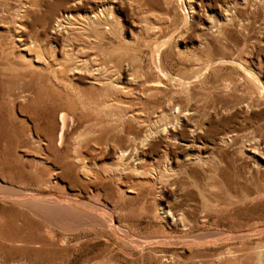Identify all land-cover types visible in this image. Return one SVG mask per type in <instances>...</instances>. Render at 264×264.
<instances>
[{"label":"rangeland","instance_id":"rangeland-1","mask_svg":"<svg viewBox=\"0 0 264 264\" xmlns=\"http://www.w3.org/2000/svg\"><path fill=\"white\" fill-rule=\"evenodd\" d=\"M0 264H264V0H0Z\"/></svg>","mask_w":264,"mask_h":264},{"label":"bare ground","instance_id":"bare-ground-1","mask_svg":"<svg viewBox=\"0 0 264 264\" xmlns=\"http://www.w3.org/2000/svg\"><path fill=\"white\" fill-rule=\"evenodd\" d=\"M164 45V44H163ZM161 47V46H160ZM253 76V75H252ZM251 77V76H250ZM253 78V77H252ZM255 78V77H254ZM187 79V78H186ZM189 79V78H188ZM178 80H179V78H178ZM187 81V80H186ZM189 81V80H188ZM187 81V82H188ZM178 82H180V84H181V82L182 81H178ZM187 82H185V83H187ZM251 82H253V80L251 81ZM184 83V84H185ZM177 84V83H176ZM183 84V83H182ZM179 85V84H178ZM259 85V84H258ZM260 86V85H259ZM259 86H256L255 85V87L257 88V87H259ZM184 87H185V85H184ZM67 120H66V116H65V114L64 113H62L61 114V116H60V128H59V141H62L63 140V138H65V137H63L65 134H64V131H65V127H66V123H68V122H66ZM69 121V120H68ZM69 125V124H68ZM64 141V140H63ZM61 143V142H60ZM35 199V198H34ZM34 199H32V203L31 204H33L34 203ZM35 200H37V199H35ZM43 200V201H42ZM42 200H37L38 201V203L37 204H33V208H36V209H38L39 211H40V213H43V215L44 214H46V215H48V216H51V217H54L53 219H56V218H59V219H56V222L59 220V221H63V222H67V224H68V222L70 223L71 221H72V223L73 222H76V223H88V224H96V225H106L107 224V218H108V221H109V223L111 224L112 223V220H113V218L111 219V217L109 218V217H107L106 219H105V214H103L104 215V218L101 216V215H99L100 213H102V212H100L99 213V211H87V210H81V211H73V209H72V211L69 209V207L71 206L72 207V205H70L71 203H69V205L70 206H66L65 204H60V203H55V204H48L47 202L44 204L43 202H45L44 201V199H42ZM63 201V200H62ZM68 202V201H67ZM54 203V202H53ZM35 206V207H34ZM86 206V205H85ZM83 207V206H82ZM86 207H88V206H86ZM77 208V207H76ZM91 208V207H90ZM83 209V208H82ZM87 209V208H86ZM93 209V208H92ZM99 209V208H98ZM94 210V209H93ZM95 210H97V208L95 209ZM99 214H98V213ZM46 215H44V216H46ZM108 216V215H107ZM43 218V217H42ZM49 219V222H50V219H52V218H47V220ZM45 220V219H44ZM52 221V220H51ZM54 221V220H53ZM114 222V221H113ZM75 223V224H76ZM55 224V223H54ZM61 224V223H60ZM64 224V223H63ZM113 224V223H112ZM56 225V224H55ZM58 225V224H57ZM73 225V224H72ZM86 225V224H85ZM66 226V225H65ZM71 226V225H70ZM76 226H77V224H76ZM80 226H82V224L80 225ZM111 226V225H110ZM113 226V225H112ZM115 226V225H114ZM58 227V226H57ZM78 227H79V225H78ZM93 227H94V225H93ZM92 227V228H93ZM69 228H71V227H69ZM73 228V227H72ZM108 228V227H107ZM112 229V228H111ZM77 230V229H76ZM78 230H79V228H78ZM105 230V229H104ZM114 231H116V230H114ZM118 231V230H117ZM122 231V230H121ZM127 233V232H126ZM117 235H119V234H117ZM119 237V236H118ZM126 240V239H125ZM123 241V240H122ZM138 241V240H137ZM151 241V240H150ZM164 241V240H163ZM131 242V241H130ZM139 242V241H138ZM122 243V242H121ZM150 243V242H149ZM143 245V244H142ZM136 246V245H135ZM144 246H146V245H144ZM128 247V246H127ZM131 247V246H130ZM143 247V246H142Z\"/></svg>","mask_w":264,"mask_h":264}]
</instances>
